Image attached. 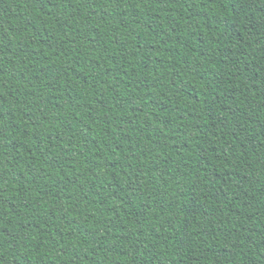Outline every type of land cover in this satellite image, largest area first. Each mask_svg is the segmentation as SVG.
Segmentation results:
<instances>
[{"label": "trees", "instance_id": "16d2710c", "mask_svg": "<svg viewBox=\"0 0 264 264\" xmlns=\"http://www.w3.org/2000/svg\"><path fill=\"white\" fill-rule=\"evenodd\" d=\"M0 264H264V0H0Z\"/></svg>", "mask_w": 264, "mask_h": 264}]
</instances>
